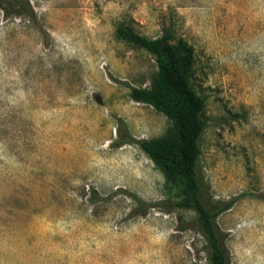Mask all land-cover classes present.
I'll list each match as a JSON object with an SVG mask.
<instances>
[{
  "label": "rangeland",
  "instance_id": "obj_1",
  "mask_svg": "<svg viewBox=\"0 0 264 264\" xmlns=\"http://www.w3.org/2000/svg\"><path fill=\"white\" fill-rule=\"evenodd\" d=\"M27 1L30 18L0 10V264H206L190 212L129 215L169 192L135 146H111L116 127L168 123L128 96L156 68L119 22L191 46L199 173L213 199L239 196L216 218L229 263L264 264V0Z\"/></svg>",
  "mask_w": 264,
  "mask_h": 264
},
{
  "label": "trees",
  "instance_id": "obj_2",
  "mask_svg": "<svg viewBox=\"0 0 264 264\" xmlns=\"http://www.w3.org/2000/svg\"><path fill=\"white\" fill-rule=\"evenodd\" d=\"M4 17L30 18L33 12L27 0H0ZM115 37L151 55L155 72L149 87L128 86L131 101L151 107L167 120L164 133L151 139H134L125 126L116 127L117 140L111 146L133 145L153 164L163 178L169 197L150 204L133 197L135 207L129 215L143 217L156 208L164 213L172 209L190 212L191 227L204 241L206 264H230L225 248V233L216 218L239 199L215 200L199 173L200 137L205 128L204 101L192 84L193 51L181 38L174 39L163 30L149 38L138 34L129 24L119 22ZM95 199L96 194L91 195Z\"/></svg>",
  "mask_w": 264,
  "mask_h": 264
}]
</instances>
